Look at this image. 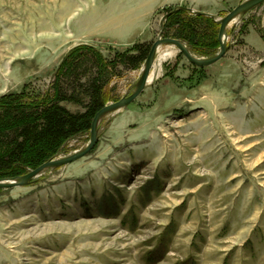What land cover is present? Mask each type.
Listing matches in <instances>:
<instances>
[{
    "label": "rangeland",
    "instance_id": "374dc122",
    "mask_svg": "<svg viewBox=\"0 0 264 264\" xmlns=\"http://www.w3.org/2000/svg\"><path fill=\"white\" fill-rule=\"evenodd\" d=\"M246 1L227 0L218 18ZM163 2L0 0V99L48 93L79 45L114 59L151 43L121 48L108 27L129 35L134 19L147 20L136 13H154L157 39L174 7ZM228 34V53L210 67L179 51L157 60L136 102L101 120L88 156L0 191V264H264V4ZM140 75L118 67L106 105L133 93Z\"/></svg>",
    "mask_w": 264,
    "mask_h": 264
},
{
    "label": "trees",
    "instance_id": "16d2710c",
    "mask_svg": "<svg viewBox=\"0 0 264 264\" xmlns=\"http://www.w3.org/2000/svg\"><path fill=\"white\" fill-rule=\"evenodd\" d=\"M162 14L167 15L164 37L186 43L200 57L218 53L220 25L212 18L179 7L164 8ZM151 47L152 43H138L109 59L92 45H79L62 60L48 93L37 95L25 87L2 97L0 180L23 176L58 158L72 139L90 135L95 116L107 104L112 74L120 66L140 70ZM66 103L83 111L73 112Z\"/></svg>",
    "mask_w": 264,
    "mask_h": 264
},
{
    "label": "water",
    "instance_id": "95a60500",
    "mask_svg": "<svg viewBox=\"0 0 264 264\" xmlns=\"http://www.w3.org/2000/svg\"><path fill=\"white\" fill-rule=\"evenodd\" d=\"M264 4V0H248L235 9H233L230 13H228L224 18L215 20L218 24H220V30L218 34V40L220 43V51L213 57H197L191 53L188 46L178 39L173 38H162V32L164 29V21L166 20V16L163 17L160 28L161 34L159 38L153 43L150 53L148 55L147 60L142 68L141 76L136 84L135 91L126 97H123L119 101L115 103H111L106 105L103 109H101L97 115L95 116L89 143L85 148L82 150L76 151L68 156L65 157H58L56 159L50 160L35 170L28 172L27 174L16 177V178H9L0 180V189L9 190L14 188L20 187H27L32 185L36 182V180L43 175L45 171L59 169L62 167H66L71 165L82 158L88 156L97 146L99 143V125L101 120L111 114H117L129 105H131L146 89V87L150 84V78L154 73V68L157 62V55L159 50L166 46V47H174L177 48L184 57L188 60L190 64L198 68H207L222 58H224L228 52V44H227V37H228V30L229 27L242 15H245L252 11L253 9L257 8L258 6Z\"/></svg>",
    "mask_w": 264,
    "mask_h": 264
},
{
    "label": "crops",
    "instance_id": "0c3cea01",
    "mask_svg": "<svg viewBox=\"0 0 264 264\" xmlns=\"http://www.w3.org/2000/svg\"><path fill=\"white\" fill-rule=\"evenodd\" d=\"M197 1L198 0H164L163 3H165L168 6H181L185 4V5H188L187 6L188 8L193 9L197 12H200L206 15H212L213 17L218 18L219 13L225 7V4H226L225 2H227V0H214L213 3L208 2L209 4L208 6H203L202 4H198ZM136 14L139 17L145 16L147 20L143 26L138 28L135 23L136 20L134 19V21H132L133 23L131 24V26H133V29L129 35L128 34L125 35V33H123L122 31L123 29L121 30L120 25L113 27V29L111 28L113 24L108 27L109 31L107 34H113L112 38H114V42H113L114 44H117L121 48H124V47L126 48L129 45L134 44L138 40H143L146 42H151V41L153 42L155 40V35H154L155 32H154L153 23L149 22V18L151 19L154 13H141V14L136 13ZM136 14L134 13L133 17L138 19V16Z\"/></svg>",
    "mask_w": 264,
    "mask_h": 264
},
{
    "label": "bare ground",
    "instance_id": "6f19581e",
    "mask_svg": "<svg viewBox=\"0 0 264 264\" xmlns=\"http://www.w3.org/2000/svg\"><path fill=\"white\" fill-rule=\"evenodd\" d=\"M175 51H176V49L173 50L171 48L159 50V53H158L159 54L158 61L160 62V65L167 58L172 57L175 54ZM153 77L154 76L152 75L151 78H150V83L152 82Z\"/></svg>",
    "mask_w": 264,
    "mask_h": 264
}]
</instances>
